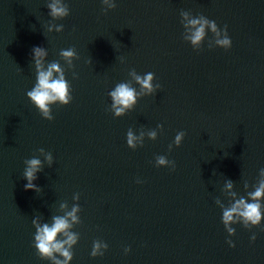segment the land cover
I'll list each match as a JSON object with an SVG mask.
<instances>
[{
	"label": "water",
	"instance_id": "water-1",
	"mask_svg": "<svg viewBox=\"0 0 264 264\" xmlns=\"http://www.w3.org/2000/svg\"><path fill=\"white\" fill-rule=\"evenodd\" d=\"M48 2L0 0V264H48L31 247L32 220L51 223L73 203L79 222L69 230L79 239L70 264H264V218L256 228L233 225L231 237L220 223L221 207L247 198L264 168V0H116L106 12L100 0H66L69 14L56 21ZM182 12L226 27L231 47L217 48L206 29L193 51L181 39ZM55 24L61 32L47 30ZM34 46L47 50L45 66L60 63L71 86L67 105H51V121L24 95ZM70 46L71 66L59 56ZM132 69L152 72L160 88L113 118L107 92L121 81L139 90ZM129 128L145 133L142 147H126ZM181 130L180 146L168 151ZM39 148L53 163L33 181L40 191L25 190L23 161H43ZM155 155L174 170L154 167ZM93 239L108 245L103 256L89 257Z\"/></svg>",
	"mask_w": 264,
	"mask_h": 264
},
{
	"label": "clouds",
	"instance_id": "clouds-1",
	"mask_svg": "<svg viewBox=\"0 0 264 264\" xmlns=\"http://www.w3.org/2000/svg\"><path fill=\"white\" fill-rule=\"evenodd\" d=\"M101 11L106 12L116 7V0H100ZM47 15L52 20H61L69 14V8L66 0H49L45 5ZM181 25L184 29L181 34V39L186 42L193 51H199L200 44L206 35V29L213 34L215 46L224 50L231 47V39L227 34L226 27L217 26L216 22L198 16L188 18L187 13H181ZM62 24L49 25L48 31L61 32ZM47 56V50L42 46H34L31 49L30 58L35 69L34 83L29 90L25 91V97L29 103L35 108L40 117L51 121V105L58 104L60 106L67 105L71 100V86L64 75V69L60 63L53 61L44 65V58ZM59 56L69 66L72 65V60L76 56L73 47L61 49ZM121 62L124 61L120 57ZM90 61H86L89 63ZM129 75L133 78L139 90L127 81H121L107 92V97L110 101L109 110L113 118H118L131 111L137 101L143 96L153 95L159 88L160 84L153 83L154 74L145 72L143 75L138 74L134 69L129 71ZM76 78V73H73V79ZM161 125L156 124L155 128L147 131V139L155 140L157 133L161 130ZM145 133L140 132L138 135L133 134L129 128L124 134L125 145L131 150L137 147H142V137ZM185 136L184 131H177L172 138L171 143L167 146L168 151L173 147H179ZM43 155V161L33 156L23 161L22 177L26 181L23 185L25 190L40 191V188L33 183L37 179V173L43 170V166H52L53 156L51 152H46L43 148L37 149ZM154 167H167L170 171L174 170L175 162L168 159L165 155H155L153 157ZM258 174L262 177L258 180L254 190L249 191L244 196L232 200L228 206H222L220 210V223L223 226L227 237H231L235 233L233 225L240 224L245 229L260 227L262 218H264V168L258 169ZM136 183L142 181L137 179ZM225 189L232 188V181L225 180ZM230 196H235V193H229ZM73 201L79 200V193L73 194ZM218 203V202H217ZM65 204L61 203L60 208L64 209ZM80 211L78 203H73L71 209L65 211L63 215H53L51 223H38L35 218L32 220L34 232L32 234L31 247L35 251V255L41 261H47L48 264H70L73 258V247L77 244L79 234L69 229L72 224L79 222L77 213ZM264 231V228L261 229ZM226 237L225 243L229 248L234 247L232 240ZM256 239V234L252 233L249 236L251 243ZM108 245L103 240L93 239L91 248L88 253L90 258L103 256ZM129 252V247L123 248V253L126 255Z\"/></svg>",
	"mask_w": 264,
	"mask_h": 264
}]
</instances>
